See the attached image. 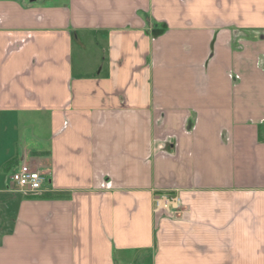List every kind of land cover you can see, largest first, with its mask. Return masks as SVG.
Masks as SVG:
<instances>
[{
    "label": "crops",
    "instance_id": "1",
    "mask_svg": "<svg viewBox=\"0 0 264 264\" xmlns=\"http://www.w3.org/2000/svg\"><path fill=\"white\" fill-rule=\"evenodd\" d=\"M8 162L0 264H264V0H0Z\"/></svg>",
    "mask_w": 264,
    "mask_h": 264
},
{
    "label": "built area",
    "instance_id": "2",
    "mask_svg": "<svg viewBox=\"0 0 264 264\" xmlns=\"http://www.w3.org/2000/svg\"><path fill=\"white\" fill-rule=\"evenodd\" d=\"M49 179L47 170L23 163L11 173L8 187L16 192L34 194L41 192ZM182 203V196L177 191L173 194L161 193L155 197V210L163 216H168L172 212L178 211Z\"/></svg>",
    "mask_w": 264,
    "mask_h": 264
},
{
    "label": "rangeland",
    "instance_id": "3",
    "mask_svg": "<svg viewBox=\"0 0 264 264\" xmlns=\"http://www.w3.org/2000/svg\"><path fill=\"white\" fill-rule=\"evenodd\" d=\"M21 165V164H20ZM19 167V166H18ZM16 168H6L5 166L3 168L0 169V182H2L4 185L9 184L10 183V175L11 173L17 169ZM46 170V169H43ZM16 192V191H15ZM13 200V199H12ZM3 208L2 210H4V218L6 220V218L10 217V210H12V206L14 203H12L11 199H7L4 201L3 203ZM11 207V208H9ZM6 223V222H5Z\"/></svg>",
    "mask_w": 264,
    "mask_h": 264
},
{
    "label": "trees",
    "instance_id": "4",
    "mask_svg": "<svg viewBox=\"0 0 264 264\" xmlns=\"http://www.w3.org/2000/svg\"><path fill=\"white\" fill-rule=\"evenodd\" d=\"M8 164H9V162L6 164L7 165V166H5L6 168H9V165Z\"/></svg>",
    "mask_w": 264,
    "mask_h": 264
}]
</instances>
